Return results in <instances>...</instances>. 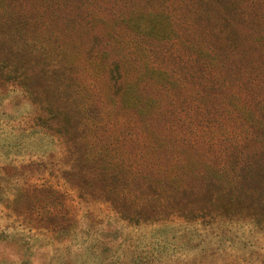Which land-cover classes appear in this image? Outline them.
Listing matches in <instances>:
<instances>
[{
    "label": "rangeland",
    "instance_id": "rangeland-1",
    "mask_svg": "<svg viewBox=\"0 0 264 264\" xmlns=\"http://www.w3.org/2000/svg\"><path fill=\"white\" fill-rule=\"evenodd\" d=\"M2 34L0 60L30 59L43 110L21 88L0 94V264H65L70 253L79 255V264L89 258L77 246L89 224L87 208L77 200L78 238L59 246L54 235H38L36 227L42 206L59 205V199L32 188L44 178L70 189L58 169L86 141L99 146L97 139L84 138L92 123L114 133L140 126L162 134L169 125L201 149L214 141L225 152L231 140L247 133L251 112L264 110V0H0ZM203 72L209 84L216 83L214 94L197 92ZM47 82L65 94L67 111L56 101L45 103ZM160 83H168L175 98ZM125 88L140 100L141 114L121 101ZM246 98L253 105L242 107ZM46 105L62 111L50 117L49 127L62 139L39 126L38 117L49 115ZM61 200L76 203L65 194ZM92 217L114 221L104 212ZM98 225L92 224L93 234ZM248 237L252 243L243 250L228 242L223 264H240L233 260L244 252L245 264H260L264 237Z\"/></svg>",
    "mask_w": 264,
    "mask_h": 264
},
{
    "label": "trees",
    "instance_id": "trees-1",
    "mask_svg": "<svg viewBox=\"0 0 264 264\" xmlns=\"http://www.w3.org/2000/svg\"><path fill=\"white\" fill-rule=\"evenodd\" d=\"M17 47L20 51L25 48ZM29 48L32 59L34 49ZM31 65L27 58L9 63L0 60V94L11 87L21 88L41 112L43 106L36 101L31 83ZM103 70L104 66L99 67L95 76L100 78ZM195 84L203 95L214 94L218 88L215 82L208 83L204 72ZM160 86L175 98L168 83ZM42 88L47 105L56 101L67 111L62 107L69 105L67 97L55 90V84L47 82ZM123 95L124 103L136 106L140 101L137 96L130 97L127 88ZM252 103L246 98L242 107ZM47 105L44 110H48ZM136 108L141 114L143 109ZM62 111L52 108L48 117H38L39 126L57 139L62 135L57 129L50 131V117L61 116ZM251 114L247 133L231 140L225 152L217 150L214 141L201 149L196 139L173 133L169 125L162 134L140 126L114 133L93 121L84 138L97 139L99 146L86 141L82 151L72 153L67 164L58 169L70 189L65 192L63 185L44 178L32 188L35 193L59 199V205H43L38 211V235H54L59 246L78 238L75 214L79 200L87 208L89 223L80 238L82 243L77 245L89 253L84 264H223L228 242L229 248L238 244L243 250L249 241L252 243L248 235L264 237V126L259 112ZM63 194L76 203L65 205ZM102 212L114 221L105 223L92 217ZM99 222L93 234L92 224ZM246 255L244 252L233 261L248 263ZM78 256L70 253L65 264H79ZM260 264H264V254Z\"/></svg>",
    "mask_w": 264,
    "mask_h": 264
}]
</instances>
